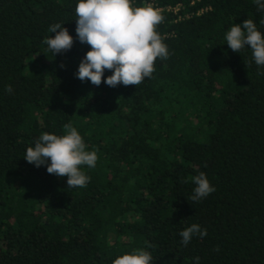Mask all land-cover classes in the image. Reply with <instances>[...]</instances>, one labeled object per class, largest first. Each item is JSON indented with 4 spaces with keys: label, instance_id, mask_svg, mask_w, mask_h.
<instances>
[{
    "label": "trees",
    "instance_id": "trees-1",
    "mask_svg": "<svg viewBox=\"0 0 264 264\" xmlns=\"http://www.w3.org/2000/svg\"><path fill=\"white\" fill-rule=\"evenodd\" d=\"M78 0H0V264H264V66L226 33L255 0H131L151 5L167 45L151 78L99 86L75 73L90 50L75 32ZM62 24L70 50L44 43ZM63 65V67H61ZM11 86V92L6 88ZM97 154L86 187L23 157L65 124ZM204 173L215 191L191 199ZM198 224L187 245L180 232Z\"/></svg>",
    "mask_w": 264,
    "mask_h": 264
},
{
    "label": "clouds",
    "instance_id": "clouds-1",
    "mask_svg": "<svg viewBox=\"0 0 264 264\" xmlns=\"http://www.w3.org/2000/svg\"><path fill=\"white\" fill-rule=\"evenodd\" d=\"M258 10L264 11V0H255ZM77 38L90 46L80 61L75 75L83 82L86 79L99 86L105 70L111 75L104 78L110 87L139 85L145 78H151L157 58L166 60L167 45L157 31L164 17L151 5L133 7L131 0H78L75 6ZM55 36L45 38L49 50L55 54L64 53L73 46V37L62 24L56 23L48 29ZM229 48L240 53L248 47L257 66H264V35L257 30L250 19L242 24H233L226 33ZM63 67V65H61ZM264 74V73H262ZM11 92V86L6 88ZM66 134L57 136L44 133L29 147L23 157L28 163L39 167L47 165V172L67 177V187H86L90 181L81 166L94 168L97 154L86 151V145L77 129L70 123L64 125ZM196 185L191 199L200 201L215 191L204 173L194 176ZM205 236L198 224H192L180 232L182 244L187 245L194 234ZM153 258L146 251L123 254L113 264H152Z\"/></svg>",
    "mask_w": 264,
    "mask_h": 264
}]
</instances>
